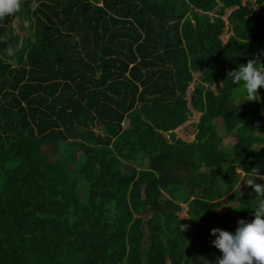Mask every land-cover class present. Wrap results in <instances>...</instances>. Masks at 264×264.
I'll use <instances>...</instances> for the list:
<instances>
[{
    "label": "trees",
    "instance_id": "16d2710c",
    "mask_svg": "<svg viewBox=\"0 0 264 264\" xmlns=\"http://www.w3.org/2000/svg\"><path fill=\"white\" fill-rule=\"evenodd\" d=\"M38 2L0 21V264H215L220 200L240 203L234 233L254 219L246 172L264 175V88L244 101L226 75L264 53V0Z\"/></svg>",
    "mask_w": 264,
    "mask_h": 264
},
{
    "label": "clouds",
    "instance_id": "9594fccd",
    "mask_svg": "<svg viewBox=\"0 0 264 264\" xmlns=\"http://www.w3.org/2000/svg\"><path fill=\"white\" fill-rule=\"evenodd\" d=\"M24 4L25 0H0V21L20 13ZM38 7V0H31L29 8L35 11ZM9 39L8 35L0 37V41L6 45L4 50L0 51V56L15 55L16 48L8 43ZM260 55L264 53L257 54L256 58L249 59L246 65L240 64L236 69L226 73L227 79H230L233 84H242V91L245 94L244 101H261L258 90L264 88V63L260 62ZM258 180L264 181L260 166L246 172L244 185L249 186L256 193L254 219L251 222L239 220L234 233L220 228L211 230V235L215 236L212 244L222 253L215 264H264V184L257 183ZM221 185L224 192L228 191L226 184L221 182ZM226 206L233 208L237 205L235 201H229ZM203 264H210V262L204 260Z\"/></svg>",
    "mask_w": 264,
    "mask_h": 264
},
{
    "label": "rangeland",
    "instance_id": "374dc122",
    "mask_svg": "<svg viewBox=\"0 0 264 264\" xmlns=\"http://www.w3.org/2000/svg\"><path fill=\"white\" fill-rule=\"evenodd\" d=\"M251 2H252V6L255 7V0H244L243 5H246V4L251 3ZM236 10H237L236 7H233V8L228 9L226 11V16L224 17V20H227V17L230 16ZM21 25H23L22 22H20L19 20L16 19L14 21L13 27L15 29V33L16 34H19L21 37H25L26 36V32H25L24 29H22ZM26 25H27V23H24V26H26ZM228 30L229 29L226 28L225 31H224V33L221 36V39L224 42H226L227 39L231 36V33H229ZM200 75L201 74H195V80L196 81L193 84H191V86H190V89L188 91V97H187V99H188L189 102H191L190 101V99H191V92H192L194 86L197 84ZM218 87H220L219 84L213 86V89H217ZM200 116H201L200 114L196 113L194 119L192 118L191 120L187 121L183 126H181L180 128H178V130L176 131L178 138H180V139H182V140H184L185 142H188V143L193 142L192 141L193 140V137L191 139L190 137L187 136V135H189V136H192V135H190L187 132H185L184 129L187 128L189 125L193 124L194 122H198L199 119H200ZM218 123H220V122H218ZM217 133L220 136H222L223 145L226 148H229V147H231V146H233L235 144V140L233 139V137L226 136V133H224L220 128L217 129ZM142 164H143V166H140V165L138 166L139 169H143V167L146 164V162L144 161ZM236 173L239 174L237 171H236ZM240 174L242 176L241 178L243 179V177L245 176V174L242 173V172ZM244 187L245 188L243 190H242V188H240V192H241L242 197L245 198L246 196H248L249 199H251V197L253 195H255L254 190H252V188H250L247 185H244ZM235 203H236V205L239 204V202H237V201H235ZM178 216L180 217V219H183V220H186L187 219V217H186V211H184V210L181 211V212H179L178 213ZM233 216L236 217L237 216V213H234ZM189 256H190V258L192 260V264H198V258H197V256L195 257V255H193V253H190Z\"/></svg>",
    "mask_w": 264,
    "mask_h": 264
},
{
    "label": "crops",
    "instance_id": "0c3cea01",
    "mask_svg": "<svg viewBox=\"0 0 264 264\" xmlns=\"http://www.w3.org/2000/svg\"><path fill=\"white\" fill-rule=\"evenodd\" d=\"M195 114H196V112H194V115H193V119H194V117H195ZM194 123H196V122H194ZM185 134V133H184ZM187 135V134H186ZM188 137H190L191 139H192V136H189V135H187ZM184 141V140H183ZM193 141V140H192ZM188 143V142H187ZM230 148V147H229ZM239 174L241 173V171H239V170H236ZM245 187L243 186V188H242V190L244 189ZM239 192H240V189H239ZM221 201V203H220V207H219V209L220 210H218L217 211V216H216V219H214V221L212 222V224H211V228H210V230H212L213 228H220V229H222V230H225L224 229V219H225V215H227L228 213H229V211H230V208L229 207H227L226 205L228 204V202L229 201H237L238 202V200H234V199H231L229 196L228 197H226V198H223L222 200H220ZM240 205V203L237 205V206H239ZM186 211V217L188 218V216H187V211H188V205H183V209H182V211ZM215 239V236H213V235H211V242L213 241ZM211 249V248H210ZM209 249V250H210ZM211 254V251L209 252L208 251V249H206L203 253H201L200 255H198L197 256V258H198V264H203V261L204 260H206V258L209 256Z\"/></svg>",
    "mask_w": 264,
    "mask_h": 264
},
{
    "label": "water",
    "instance_id": "95a60500",
    "mask_svg": "<svg viewBox=\"0 0 264 264\" xmlns=\"http://www.w3.org/2000/svg\"><path fill=\"white\" fill-rule=\"evenodd\" d=\"M29 42H30V39L29 38H27V37L24 38V40L22 42V49L23 50H25L29 46ZM1 49H3L2 41H0V50ZM212 62H213L212 52H211V49H209L208 50V55H207V70H211L212 69V66L210 65V63H212ZM192 100H193V95H192V92H191V99H190V101H192Z\"/></svg>",
    "mask_w": 264,
    "mask_h": 264
}]
</instances>
